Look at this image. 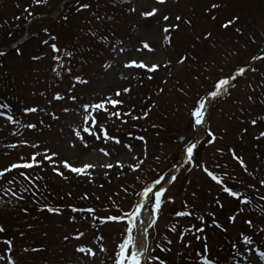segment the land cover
I'll use <instances>...</instances> for the list:
<instances>
[{
    "label": "rangeland",
    "instance_id": "374dc122",
    "mask_svg": "<svg viewBox=\"0 0 264 264\" xmlns=\"http://www.w3.org/2000/svg\"><path fill=\"white\" fill-rule=\"evenodd\" d=\"M87 2L92 5L89 10L76 12V0H49L48 5L0 0V51L5 53L0 57V103L11 109L0 108V172H6L0 178V225L5 228L0 233V256L10 255L17 264H79L81 254L76 248L91 246L97 253L94 264H116L119 245L127 235L124 213L137 203L145 205L133 228L134 238L141 243V221L151 214L155 205L152 193L162 186L168 189L167 199L148 232L147 256L155 258L148 264L160 260L202 264L203 257H210L214 264H249L253 249L256 253L264 250V232L260 231L264 229V185L259 183L264 179V138L257 139L264 131V0H167L164 5L156 0ZM213 3L222 7L211 9ZM153 7L159 9L156 16L140 15ZM236 14L242 18L245 37L221 27ZM165 15L170 19L165 21ZM177 15L182 17L179 29L165 33V28L174 29ZM208 32L211 39L204 38ZM51 36L57 39L53 41ZM143 42L154 51L142 49ZM52 43L61 53L52 52ZM17 48L22 56L16 55ZM65 51L73 53L70 59ZM54 55L61 57L63 67L57 65ZM185 55L189 60L180 65L178 61ZM34 56L42 59L34 60ZM131 60L161 67L155 73L125 67ZM53 68L60 71L59 77ZM241 69L245 70L243 76L239 75ZM76 77L89 82L79 84ZM219 79H229L230 84L213 99L211 92ZM125 88L131 92H124ZM117 91L120 97L115 96ZM57 93L65 99L54 100ZM107 98L123 104L113 108ZM201 100L206 114L196 166L188 162L172 182L182 153L197 137L192 112ZM95 103H105L107 111L89 108L86 125L83 106ZM27 107L38 111L26 113ZM64 108L70 111L66 113ZM112 112H119L121 118L111 116ZM128 112L130 116L125 115ZM53 114L59 118L53 119ZM8 115L18 123L7 121ZM137 116L141 118L134 119ZM253 119L256 125L251 123ZM29 123L36 128L25 127ZM85 126L101 138L83 132ZM73 129L81 131L83 142ZM105 129L121 143L105 141ZM209 132L215 135L214 142L208 138ZM232 151L244 159L247 173ZM45 153L57 154L54 163L43 159ZM33 155L39 167L6 171L12 164L30 162ZM64 161L74 167H94L77 174L63 168ZM109 164L113 166L106 167ZM54 165L62 176L53 171ZM204 167L251 203L244 205L229 197ZM149 188L150 201L143 196ZM12 192L23 199L17 201ZM48 207L56 211L49 213ZM73 207L96 212L94 216L74 213ZM178 211L191 215L177 216ZM114 215L120 219L105 222ZM231 215H237L235 223L229 220ZM249 217L254 222L252 229L245 223ZM213 220L227 231L216 228ZM81 232L84 235L74 239ZM249 234L255 243L243 245V235ZM65 236L70 239L65 241ZM6 239L12 240L11 248L3 243ZM205 244L207 251H203ZM24 248L44 251L26 253ZM0 264L9 262L5 259Z\"/></svg>",
    "mask_w": 264,
    "mask_h": 264
},
{
    "label": "snow or ice",
    "instance_id": "6c2138e0",
    "mask_svg": "<svg viewBox=\"0 0 264 264\" xmlns=\"http://www.w3.org/2000/svg\"><path fill=\"white\" fill-rule=\"evenodd\" d=\"M156 2L158 4H160V5H164V4H166L167 0H156ZM34 3H36L38 5H40V4L48 5L49 4V0H34ZM17 6L19 7V5H17ZM91 7H92V5L89 2H87V0H76V7H75V11L76 12L89 10ZM220 7H222V5L218 4V3H213L211 5V9H218ZM130 10H131V12H136V8H131ZM25 11L28 12V9L26 8ZM158 12H159V9L153 7L149 11L141 12L140 15L143 18H151V17L156 16ZM63 19L65 21H67L68 17L64 16ZM169 19H170L169 16H167V15L164 16V20L165 21H167ZM175 19H176L177 23L175 24L174 29L165 28L164 29L165 33H169L170 31L179 29V23L178 22L182 19V17L177 15ZM212 19L215 20L216 17L212 16ZM185 22L187 24H189V26L191 25V21L190 20L185 21ZM221 27L224 30H234L235 33H237L241 37H245V35H246V33L244 31L243 23H242V18H241V16L239 14H236L233 17H231L230 19H228L226 22H224L221 25ZM44 31L46 33L48 32L47 29H45ZM49 35H51V34L49 33ZM93 35H95V33H93ZM204 38L205 39H211L212 38V33L208 32ZM51 39L53 41H55L57 39V37L51 36ZM166 39L169 42H171L172 37L168 36V37H166ZM43 43L47 45V44H49V41L48 40H44ZM49 46H50V48H51L53 53L59 54L62 51V49L60 47H58L55 43H52ZM142 49H146L149 52L154 51V49H152L147 42H143ZM142 49H138V51L142 50ZM120 51H124V49L121 48ZM4 55H5V53L0 51V57H2ZM16 55L17 56H22L23 55L22 51L19 48L16 49ZM64 55L67 56L70 59L72 57L73 53L71 51H65ZM32 59L40 60V59H42V57L34 56V57H32ZM53 59L56 61L58 66L63 67V65L60 64L61 57L59 55H54ZM188 60H189V57L187 55H185L178 61V63L180 65H184L185 62L188 61ZM104 67L107 68V67H110V65H105ZM125 67H127V68L135 67V68H139V69H146L148 73H155V72H157L159 70L161 65L152 64L151 66H149L148 64L144 63L143 61L137 62L136 60H131L129 63H127L125 65ZM163 67L170 68L171 65L170 64H164ZM52 71L55 72L56 76H58V77L61 75L60 71H58L56 68H53ZM67 71L71 72V69L68 68ZM244 71H245L244 69H241L239 75L243 76L244 75ZM75 79L77 80V82L79 84H87L89 82L88 80L83 79L81 77H76ZM148 79L149 80L153 79V76L149 75ZM165 83H167V81H165ZM229 84H230L229 79H219L218 83L214 86V90L211 92V97L213 99L219 97V95L224 91L225 88H227L229 86ZM123 91L128 93V92H131V89L130 88H125ZM160 92L163 93L164 89L161 88ZM115 96L120 97L121 96V92L117 91L115 93ZM53 99L56 100V101H62V100L65 99V97L60 95L59 93H57V94H55L53 96ZM70 99L72 101H75L76 97L75 96H71ZM107 103L111 104L112 107L115 108L118 105H122L123 101L107 98ZM83 107H84V111L86 113V115L84 117L86 125L88 124V119H89V117L87 115V113L89 112V108H91L93 110H98V111L99 110L107 111L105 103H95V104H92V105H84ZM0 108H8V110L11 111L10 107L7 104L0 103ZM24 111L26 113H35V112L38 111V109L36 107H27V108L24 109ZM63 111L67 113L68 111H70V109L64 108ZM149 111H151V109H149ZM2 114L3 113H0V115H2ZM205 114H206V104H205V102L203 100H201L198 103V105L195 107V110L192 112V115L195 118V124L197 126H202V125L205 124V119H204ZM110 115L111 116H115L117 118H121L119 112H112V113H110ZM125 115H129L130 116L131 112H128ZM52 118L53 119H58L59 117H57V116H55V114H53ZM140 118L141 117H139V116L134 117V119H140ZM144 118L147 119V116H145ZM7 121H10L13 124H17L18 123V121L15 120L12 115H8L7 116ZM124 122L126 123V121H124ZM251 123L253 125H256L257 121L255 119H253L251 121ZM94 125H95V118L93 117V126ZM25 127L30 128V129H35L36 128V124L29 123V124H26ZM82 130H83V132H86V133H89L90 135L95 136L96 139H100L101 138L100 136L96 135L95 131H92V128L90 126H85V127H83ZM73 131L75 133V136L81 142H83L84 141V137L81 136V131L78 130V129H73ZM208 138L211 139L213 142L215 141V135L213 133H211V132L208 133ZM260 138H264V131H262L259 134V137L257 139H260ZM103 139L105 141L114 140V142L116 144H120L121 143L119 139H116L114 137H110L106 129L103 131ZM139 139H143V137H139ZM31 146L32 147H38V145H31ZM84 146L87 147V144L85 143ZM11 147L15 148V147H17V145H11ZM70 147L74 148L75 144L70 145ZM128 147L130 148L131 146L129 145ZM101 152H103V154L105 156L109 155V153L107 151H105L104 149H101ZM186 154H187V159H188L189 164H191L193 167H195L196 166V162H197V157L199 155L197 144L190 143L187 146V148H186ZM56 155H57L56 153H52L51 155L45 153L43 159L54 163V157ZM231 155H232V157L234 159H236L238 161V163H239L240 167L243 169V171L247 173L248 172V166L245 163L244 159L242 157H240L239 155H237V153L235 151H232ZM139 163L143 164L144 161L143 160H139ZM39 166L40 165H39V163L37 161V156L33 155L31 157V159H30V162H21V163L12 164L11 167L8 168L6 171L7 172H11V171H13L15 169H32L33 167H39ZM112 166L113 165H111V164L106 165V167H109V168H111ZM118 166L121 167V168L123 167L122 164H118ZM92 167H94V165H91V164H86L83 167H74L68 161H64L63 162V168L69 169L71 172L77 173V174H83V173H85L86 169L92 168ZM132 170L133 171H138V168L133 166ZM202 170L213 181H215L217 184L221 185L222 191L227 193V195L229 197H234L238 202H242L244 205H249L251 203L247 198L242 197L241 193L235 191L232 187L226 186L222 182V180L217 175H214L213 172L209 171L207 169V167H204ZM53 171L56 172L57 175H61V176L63 175V173L58 170V166L54 165ZM5 174H6V172H0V178L4 177ZM25 179H28V177L26 176ZM38 179H39V177H38ZM170 179H171L172 182H175L177 180V177L175 175H173V176L170 177ZM259 183L261 185H264V179L259 181ZM8 191H11V189H9ZM167 191H168V189H165L162 186L159 189H157L154 193H152V189L151 188L146 189L144 191L143 196L144 197H148L149 201L151 200V196L149 195V193H152V195L155 196V205H154V209H153V211L155 213H159L161 211L162 205H163L165 199H167V197H166V192ZM193 195H195V193H193ZM12 196L15 197V199L17 201L23 199L22 195H18L15 192H12ZM261 198L264 199V197H261ZM7 202L8 201H5V203H7ZM217 202L219 203V201H217ZM144 207H145V205L143 203H137L135 205V207L131 211H128V212L124 213V216L127 217V226H126L127 235H126V238L123 240V242L120 243V245H119L118 256L116 258V264H126V262L129 261V260L131 261V264H142V260H143V264H148V261L150 259H155L153 257H149V256L146 255V253L148 252V244L146 242H142L141 244L138 245L136 239L133 236V228L135 227V222L139 218V216L141 214V211H142V209ZM221 207H223V205H221ZM24 211L27 212V209H24ZM46 211L49 212V213H53L56 210L54 208H52V207H48L46 209ZM71 211L74 212V213L82 212V211L83 212H88V213H92L93 216L95 215V212H96V210L93 209V208L80 209V208H76V207H73L71 209ZM239 211L243 212V209L240 208ZM175 214L177 216H181V217H186V216L191 215V213L186 212V211H178ZM74 219H75V217H73V220ZM97 219H99V217H97ZM118 219H120V217L114 215V216L108 217L107 220H105V222H107L108 220L117 221ZM236 219H237V215L229 216V220L232 223H235ZM152 223L154 224L155 221L153 220ZM245 223L247 224L249 229H252L254 227V222H253V220L250 217L245 220ZM141 224H143V221H141ZM213 225L216 228L221 229L222 231H225V232L227 231V228H224L221 224L217 223L215 220H213ZM172 231H175V227L172 228ZM197 231L203 232L204 229L203 228H198ZM260 231L264 232V229H260ZM4 232H5V228L2 225H0V233H4ZM142 234L146 235V229L144 230V232ZM83 235H84V233L81 232L77 236H75L74 239L79 240ZM242 238H243V245L251 246V245H253L255 243V241L252 238V235H250V234L249 235H243ZM69 239H70L69 236H65L64 237L65 241H68ZM197 239H201V237H197ZM204 239H206V238H204ZM3 243L6 244L9 248H11L13 242L10 239H6V240L3 241ZM169 243H171V241H169ZM233 247H235V245H233ZM130 249H131V251H129ZM163 250L167 251L168 249H163ZM207 250H208V247H207V244H205L203 251H207ZM23 251L26 252V253L29 252V251L41 252V251H44V249H41V248H32V249L24 248ZM99 251L103 252V251H105V249L104 248H100ZM76 252L81 254L80 260H79V264H94V259L93 258L96 257L97 253H96V251H93V248L91 246H87V247L86 246H80V247H77L76 248ZM257 255L259 257V260H256V256ZM5 259L8 260L9 264H17V261L15 259H12L10 255L0 256V261H3ZM261 261H264V250L259 251L258 253H256L255 250L253 249L252 250V255L249 258V264H260ZM159 264H166V262L164 260H160ZM202 264H214V262H213V260L210 257H203L202 258ZM216 264H219V262H216Z\"/></svg>",
    "mask_w": 264,
    "mask_h": 264
},
{
    "label": "bare ground",
    "instance_id": "6f19581e",
    "mask_svg": "<svg viewBox=\"0 0 264 264\" xmlns=\"http://www.w3.org/2000/svg\"><path fill=\"white\" fill-rule=\"evenodd\" d=\"M203 131V127L202 126H198L197 127V137L195 139V141L193 143L197 144L200 141L201 138V132ZM188 163V159H187V154H186V149L184 150V152L182 153L181 156V161H180V165H186ZM179 166H176L173 170V173H176L179 170ZM154 207L151 209V214L149 215V217H147V219L143 222L140 234H141V243L142 242H146L148 240L147 234L143 235L142 233L144 232V230L146 229V233H147V229L149 224L151 223V221L155 218V212L153 211ZM140 242L137 243L138 245L141 244ZM147 255V253H146ZM143 263V260H142Z\"/></svg>",
    "mask_w": 264,
    "mask_h": 264
},
{
    "label": "water",
    "instance_id": "95a60500",
    "mask_svg": "<svg viewBox=\"0 0 264 264\" xmlns=\"http://www.w3.org/2000/svg\"><path fill=\"white\" fill-rule=\"evenodd\" d=\"M180 142L183 143V142H184V138H181V139H180Z\"/></svg>",
    "mask_w": 264,
    "mask_h": 264
}]
</instances>
